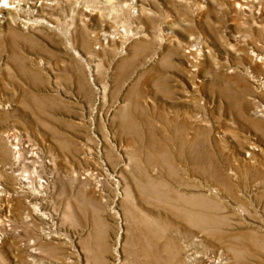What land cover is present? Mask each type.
Here are the masks:
<instances>
[{
  "label": "rangeland",
  "instance_id": "obj_1",
  "mask_svg": "<svg viewBox=\"0 0 264 264\" xmlns=\"http://www.w3.org/2000/svg\"><path fill=\"white\" fill-rule=\"evenodd\" d=\"M0 1V264H264V0Z\"/></svg>",
  "mask_w": 264,
  "mask_h": 264
},
{
  "label": "bare ground",
  "instance_id": "obj_2",
  "mask_svg": "<svg viewBox=\"0 0 264 264\" xmlns=\"http://www.w3.org/2000/svg\"><path fill=\"white\" fill-rule=\"evenodd\" d=\"M6 1V0H5ZM1 2V1H0ZM2 3V2H1ZM12 4V2H8L7 1V4L5 3V5H3V4H0V12L1 11H3L5 8H10V5ZM240 5H241V3H240ZM11 7H12V5H11ZM12 8H14V7H12ZM2 13V12H1ZM1 13H0V15H1ZM0 19L2 20L3 19V17H0ZM197 53H191V56L192 57H195V56H197L196 55ZM194 55V56H193ZM194 59V58H193ZM6 139L8 140V142H11V144L12 145H14L13 147H15L14 148V159H15V161H18V160H20V158H21V154H22V152H21V141H20V139L17 137V135H14V134H10V135H8L7 137H6ZM1 189H2V186L0 185V191H1Z\"/></svg>",
  "mask_w": 264,
  "mask_h": 264
},
{
  "label": "built area",
  "instance_id": "obj_3",
  "mask_svg": "<svg viewBox=\"0 0 264 264\" xmlns=\"http://www.w3.org/2000/svg\"><path fill=\"white\" fill-rule=\"evenodd\" d=\"M0 17H3V16L1 15ZM3 19H4V18H3ZM3 19H2V20L0 19V21H3Z\"/></svg>",
  "mask_w": 264,
  "mask_h": 264
}]
</instances>
